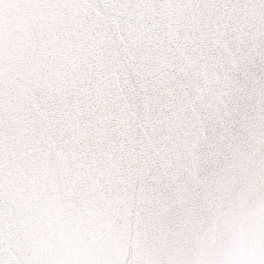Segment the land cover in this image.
I'll return each instance as SVG.
<instances>
[{
	"label": "snow or ice",
	"instance_id": "6c2138e0",
	"mask_svg": "<svg viewBox=\"0 0 264 264\" xmlns=\"http://www.w3.org/2000/svg\"><path fill=\"white\" fill-rule=\"evenodd\" d=\"M0 264H264V0H0Z\"/></svg>",
	"mask_w": 264,
	"mask_h": 264
}]
</instances>
